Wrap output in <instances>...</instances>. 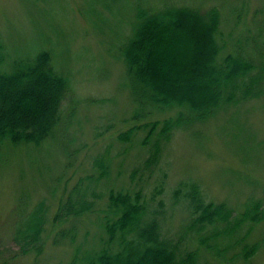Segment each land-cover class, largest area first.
I'll return each mask as SVG.
<instances>
[{
  "label": "rangeland",
  "instance_id": "rangeland-1",
  "mask_svg": "<svg viewBox=\"0 0 264 264\" xmlns=\"http://www.w3.org/2000/svg\"><path fill=\"white\" fill-rule=\"evenodd\" d=\"M136 1L0 0V50L8 49L12 59L33 58L41 50H50L56 69L71 84V94L62 105L63 123L55 136L40 144L6 142L0 147V264H68L76 246L83 250L99 242L104 232L97 212L76 221L75 240L53 242L50 225L41 249L25 252L14 237L19 219L36 204L45 201L56 206L79 177L87 185L83 176L97 173L94 162L102 157L110 163V171L95 185L101 195L97 207L107 204L112 190L143 186L145 195L153 196L155 186L164 181V192L155 196L167 205L166 234L180 232L188 221L185 204L176 202L173 193L183 181L197 182L208 200L226 202L236 212L249 198L262 199L264 205L262 99L178 128L163 150L158 169L149 176L141 172L132 181L131 174L148 153L142 145L143 132L130 141L118 139L132 125L135 108L119 48L131 34ZM147 1L155 9L178 5L205 12L215 6L221 12L223 33L234 41L242 39L255 14L264 13V0ZM165 112L153 119L175 114ZM248 240L259 247L249 261L232 260L229 255L230 261L219 262L210 256L209 264H264V222L253 227Z\"/></svg>",
  "mask_w": 264,
  "mask_h": 264
},
{
  "label": "trees",
  "instance_id": "trees-1",
  "mask_svg": "<svg viewBox=\"0 0 264 264\" xmlns=\"http://www.w3.org/2000/svg\"><path fill=\"white\" fill-rule=\"evenodd\" d=\"M134 6L137 16L119 52L135 108L132 125L118 139L130 141L143 132L148 154L131 174L132 181L141 172L149 176L158 169L178 128L249 100H264V13L255 14L242 39L234 41L223 33L215 6L205 12L178 5L155 9L147 0ZM70 94V81L56 69L50 50L14 59L8 49L0 50V147L6 142L40 144L55 136ZM165 111L175 114L153 119ZM94 168L97 173L83 176L87 185L79 177L56 206L41 201L19 219L14 238L23 251L40 250L50 225L53 242L75 240L76 221L97 212L104 235L83 250L76 246L68 264H209L210 256L228 262L229 255L249 261L256 254L258 243L248 238L264 222L262 199L249 198L236 212L226 202L208 200L197 182L183 181L173 193L176 202L185 204L188 221L171 235L163 229L167 205L155 196L164 192V181L154 187L153 196H146L143 186L112 190L99 209L95 185L108 177L110 163L98 158Z\"/></svg>",
  "mask_w": 264,
  "mask_h": 264
}]
</instances>
